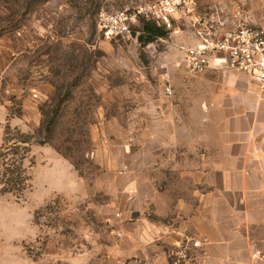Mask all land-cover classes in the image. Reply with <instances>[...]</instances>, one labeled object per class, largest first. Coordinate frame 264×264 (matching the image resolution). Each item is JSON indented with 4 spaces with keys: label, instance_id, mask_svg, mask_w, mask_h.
Masks as SVG:
<instances>
[{
    "label": "rangeland",
    "instance_id": "1",
    "mask_svg": "<svg viewBox=\"0 0 264 264\" xmlns=\"http://www.w3.org/2000/svg\"><path fill=\"white\" fill-rule=\"evenodd\" d=\"M143 1L0 0V148L8 127L34 133L56 117L49 141L31 143L30 187L0 192V264H103V233L125 222L116 204L163 222L211 190L212 165L202 180L199 169L217 157L213 96L227 79L184 69L181 29L143 43L140 20L132 37L103 36L100 11Z\"/></svg>",
    "mask_w": 264,
    "mask_h": 264
},
{
    "label": "crops",
    "instance_id": "2",
    "mask_svg": "<svg viewBox=\"0 0 264 264\" xmlns=\"http://www.w3.org/2000/svg\"><path fill=\"white\" fill-rule=\"evenodd\" d=\"M230 1L217 0L224 6ZM249 8L252 23L264 27V0H249ZM183 26L195 43L194 32ZM206 73L212 82L227 79L223 92L213 96L220 116L217 157L203 158L199 169L202 180L203 166L212 165L206 178L211 190L202 191L194 207L180 204L178 214L163 222L142 221L134 200L116 204L125 219L118 227L123 236L103 233L98 245L103 264H177L172 252L190 238L200 245L178 264H264V94L245 73L214 68Z\"/></svg>",
    "mask_w": 264,
    "mask_h": 264
},
{
    "label": "built area",
    "instance_id": "3",
    "mask_svg": "<svg viewBox=\"0 0 264 264\" xmlns=\"http://www.w3.org/2000/svg\"><path fill=\"white\" fill-rule=\"evenodd\" d=\"M143 19L168 31L189 25L197 41L183 46L181 63L187 72L199 74L214 68L245 73L264 94V27L252 23L249 0H231L229 6L197 0H146L117 11H100L97 26L106 39L127 38L133 24ZM167 92H172L170 87ZM112 226V232L120 235L117 224ZM199 245L197 239L180 244L172 253L174 262L189 260L191 248Z\"/></svg>",
    "mask_w": 264,
    "mask_h": 264
},
{
    "label": "trees",
    "instance_id": "4",
    "mask_svg": "<svg viewBox=\"0 0 264 264\" xmlns=\"http://www.w3.org/2000/svg\"><path fill=\"white\" fill-rule=\"evenodd\" d=\"M143 34L140 39L143 43L153 42L158 37H163L167 30L157 26L151 20L143 19ZM53 110L47 114L41 126L34 133L16 132L11 134L8 127L6 131V143L0 148V192H12L16 197L30 187L26 158L30 155L31 143L35 137L41 144L49 141L52 135L51 124L56 117Z\"/></svg>",
    "mask_w": 264,
    "mask_h": 264
},
{
    "label": "water",
    "instance_id": "5",
    "mask_svg": "<svg viewBox=\"0 0 264 264\" xmlns=\"http://www.w3.org/2000/svg\"><path fill=\"white\" fill-rule=\"evenodd\" d=\"M130 35H131V37H132V36L136 35V32H135L134 30H132V31L130 32Z\"/></svg>",
    "mask_w": 264,
    "mask_h": 264
}]
</instances>
